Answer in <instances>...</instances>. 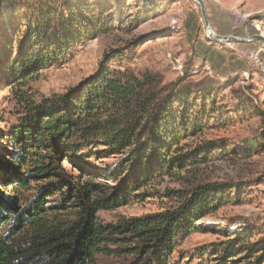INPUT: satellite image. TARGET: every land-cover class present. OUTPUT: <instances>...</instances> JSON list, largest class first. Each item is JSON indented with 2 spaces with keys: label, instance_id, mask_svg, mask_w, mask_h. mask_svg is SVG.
I'll return each mask as SVG.
<instances>
[{
  "label": "trees",
  "instance_id": "trees-1",
  "mask_svg": "<svg viewBox=\"0 0 264 264\" xmlns=\"http://www.w3.org/2000/svg\"><path fill=\"white\" fill-rule=\"evenodd\" d=\"M18 6L31 13L25 44L4 71L22 113L11 131L12 163H0V181L14 182V194L0 199V232L6 229L0 233V264H102L100 254L121 256L124 264H170L177 238L228 200L224 184L199 185L173 209L116 224L101 223L98 212L137 196L152 176L204 158L203 150L179 153L178 146L204 126L208 102L198 105L200 97L188 93L153 92L132 104L141 81L104 65L68 92L37 99L24 85L40 70L64 63L73 43L95 37L99 29L90 11L76 9L86 10L85 0H26ZM31 36L40 46L29 42ZM249 103L264 127V108ZM197 106L199 112L192 113ZM254 137L248 143H264L260 134ZM92 157L116 158V170L87 174L85 167L97 169L82 163H93ZM64 160L81 166V173L68 171ZM99 177L118 179L120 189L110 193ZM230 240L237 242L215 249L224 250L220 258L237 251L251 258L247 264L264 259V239Z\"/></svg>",
  "mask_w": 264,
  "mask_h": 264
},
{
  "label": "rangeland",
  "instance_id": "rangeland-1",
  "mask_svg": "<svg viewBox=\"0 0 264 264\" xmlns=\"http://www.w3.org/2000/svg\"><path fill=\"white\" fill-rule=\"evenodd\" d=\"M85 1L89 5L86 10L80 6L76 9L90 11L91 20L98 25L97 35L73 43L64 63L40 70L24 85L32 88L37 99L40 95L68 92L104 65L111 70L128 71L141 81L132 104L153 92L188 93L195 100L200 97L198 105L204 99L209 104L208 113H202L204 126L181 139L178 146L179 153L203 150L206 158L188 160L191 162L152 176L139 187L137 196L100 210L99 221L116 224L122 218L173 209L197 186L221 183L228 200L196 221L192 232L177 238L178 247L172 252L170 264H247L251 258H240L244 254L235 251L220 258L224 250L215 249L236 244L237 240L230 239L239 235L247 244L264 239V143H248L256 139V134L264 141L261 118L249 103L251 99L264 108L262 42L215 41L208 36L201 7L195 0ZM203 1L217 34L245 38L264 35V0ZM25 2L6 0L0 7V163L3 164L12 163L11 131L19 124L22 113L9 87L12 82L6 81L9 76L4 71H9V62L25 44L24 32L31 12L18 6ZM35 38L31 36L28 40L32 43ZM33 44L40 46L36 39ZM198 107L192 113L199 112ZM210 114L214 116L208 117ZM116 162V158L110 157L82 163L97 165V169L85 167L86 173L92 170L100 175L110 169L115 171ZM63 164L68 171L81 173V166L71 165L68 160ZM99 180L109 184L110 193L120 189L118 179L99 177ZM13 185L12 180L0 181V199L14 194ZM5 231L2 229L0 233ZM98 260L102 264L125 262L117 255L100 254ZM259 264H264V259Z\"/></svg>",
  "mask_w": 264,
  "mask_h": 264
},
{
  "label": "water",
  "instance_id": "water-1",
  "mask_svg": "<svg viewBox=\"0 0 264 264\" xmlns=\"http://www.w3.org/2000/svg\"><path fill=\"white\" fill-rule=\"evenodd\" d=\"M201 7V12H202V17H203V21L208 33V36L211 37L212 39H214L215 41H230V42H240V43H250V42H255V41H261L263 44V52H264V35L262 34H254L250 37H238L235 35H220L217 34L211 24L210 21L208 19V15H207V9H206V5L205 2L203 0H195Z\"/></svg>",
  "mask_w": 264,
  "mask_h": 264
},
{
  "label": "clouds",
  "instance_id": "clouds-1",
  "mask_svg": "<svg viewBox=\"0 0 264 264\" xmlns=\"http://www.w3.org/2000/svg\"><path fill=\"white\" fill-rule=\"evenodd\" d=\"M233 227H236V225H233Z\"/></svg>",
  "mask_w": 264,
  "mask_h": 264
}]
</instances>
